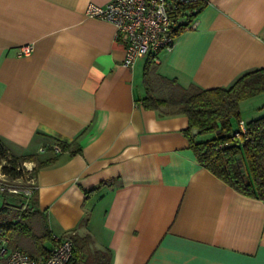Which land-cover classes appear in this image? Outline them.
Here are the masks:
<instances>
[{
  "label": "crops",
  "instance_id": "crops-1",
  "mask_svg": "<svg viewBox=\"0 0 264 264\" xmlns=\"http://www.w3.org/2000/svg\"><path fill=\"white\" fill-rule=\"evenodd\" d=\"M107 1L0 0V139L16 155L81 147L37 171L51 235L75 234L76 264H103L97 249L108 264H264V200L198 163L185 115L140 101L147 61L155 96L159 75L211 88L264 67V0H207L170 51L132 67L115 26L85 14Z\"/></svg>",
  "mask_w": 264,
  "mask_h": 264
},
{
  "label": "trees",
  "instance_id": "trees-1",
  "mask_svg": "<svg viewBox=\"0 0 264 264\" xmlns=\"http://www.w3.org/2000/svg\"><path fill=\"white\" fill-rule=\"evenodd\" d=\"M205 4L206 1L199 0L185 5L183 9L188 12H184V15L188 21ZM150 63L147 61L143 69L145 94L140 99L142 106L165 115H185L188 124L184 132L198 163L236 191L264 200V115L245 120L246 131L239 139L233 137L242 119L241 101L264 92V67L242 73L228 86L211 88H203L194 83L182 86L175 78L159 75L158 84L166 90L164 96H155L149 81V72L154 67ZM193 128L197 130L195 134L191 132ZM203 132H214L215 136L197 140L196 135ZM51 142L44 144L47 150L44 156L38 153L16 155L0 139V171L9 179L35 180L38 169L53 164L59 152L67 150L69 155L81 152L75 140L66 142L51 138ZM52 144H57L60 151L55 152ZM25 161L34 163L30 170L23 165ZM29 188V195L0 192V236L7 239L10 247L39 259L51 251L52 247H47L45 242L56 240L51 235L47 213L37 206L36 183L29 184ZM66 235L74 243L70 264H76V236L71 233ZM109 255L107 250L97 249L93 253V256L105 260L103 264H108Z\"/></svg>",
  "mask_w": 264,
  "mask_h": 264
},
{
  "label": "built area",
  "instance_id": "built-area-1",
  "mask_svg": "<svg viewBox=\"0 0 264 264\" xmlns=\"http://www.w3.org/2000/svg\"><path fill=\"white\" fill-rule=\"evenodd\" d=\"M199 0H108L105 4L89 2L85 7V14L111 22L115 26L116 38L124 44L123 64L132 67L139 58L149 57L152 61L158 60L160 51H170L177 34L190 28L193 23H183L180 20L184 15L183 7ZM206 1L207 0H203ZM31 45L20 46L17 54L30 52ZM246 131L245 120L240 119L238 129L233 132L234 139H239ZM55 152L60 151L57 144L51 145ZM45 146L39 148L43 151ZM27 169L32 166L23 162ZM0 171V192H25L30 194V188L20 189L11 183ZM34 184V178H31ZM21 191V192H20ZM56 242L51 251L43 258H33L26 252L12 248L7 239L0 236V264H70L74 254V243L70 236L53 235Z\"/></svg>",
  "mask_w": 264,
  "mask_h": 264
},
{
  "label": "rangeland",
  "instance_id": "rangeland-1",
  "mask_svg": "<svg viewBox=\"0 0 264 264\" xmlns=\"http://www.w3.org/2000/svg\"><path fill=\"white\" fill-rule=\"evenodd\" d=\"M252 97L253 98L251 97L247 98L248 100H250L251 105L249 106L244 105V102L245 103L248 102V101L246 102L247 99L242 100L240 103V106L242 108L241 115L244 118V120H250L252 118H256V117L264 115V92L257 94L255 96H252ZM213 136H215L214 132H203V133L196 135V139L206 140ZM11 183L15 184L22 190V189L29 188V184H31V181H26V179L19 178V179L12 180ZM22 193L24 194L25 192H23L22 190Z\"/></svg>",
  "mask_w": 264,
  "mask_h": 264
},
{
  "label": "water",
  "instance_id": "water-1",
  "mask_svg": "<svg viewBox=\"0 0 264 264\" xmlns=\"http://www.w3.org/2000/svg\"><path fill=\"white\" fill-rule=\"evenodd\" d=\"M196 131H197V130H196L195 128H193V129L191 130L192 134H195Z\"/></svg>",
  "mask_w": 264,
  "mask_h": 264
}]
</instances>
